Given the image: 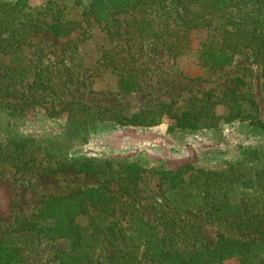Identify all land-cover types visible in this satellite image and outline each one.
Returning <instances> with one entry per match:
<instances>
[{
	"label": "trees",
	"instance_id": "obj_1",
	"mask_svg": "<svg viewBox=\"0 0 264 264\" xmlns=\"http://www.w3.org/2000/svg\"><path fill=\"white\" fill-rule=\"evenodd\" d=\"M74 6L87 23L97 26L101 34L98 62L114 70L117 94L122 97L139 86L136 71L117 59V17L122 15L136 20L138 33L172 58L184 56L193 33L203 31L205 39L197 52L200 66L224 69L236 55L247 54L261 66L264 77V0H75ZM66 7H60L58 0L38 8L29 7L27 0H0V114H5L4 126L13 130L0 141V178L10 170L24 173L33 168L43 175L70 171L104 181L96 188L46 197L31 218L1 232L0 264H21L18 242L28 237L69 242L66 251L52 255L53 264H142L143 252L157 264H224L231 260L264 264V153L259 148L247 150V159L225 169L196 170L189 179L184 178L189 167L155 171L161 184L183 194L185 217H196L192 214L195 207L212 215L218 230L214 247L203 241L195 221L181 223L159 210L144 213L130 192L145 168L70 153L73 145L86 144L106 121L151 128L169 119L174 124L168 132L216 128L220 121L246 122L263 129L264 120L251 94L236 89L217 101L206 91L193 101L194 106L180 112L172 103H159L131 116L124 114L120 104L107 108L66 101L61 109L66 130L61 137L32 139L19 134L17 123L26 112L60 98L65 81L56 80L54 70L42 61L44 49L31 37H67L78 22L66 17ZM83 37L64 45L62 55L81 58L78 51ZM32 53H38L35 61L27 59ZM73 79L68 80L71 85L77 82ZM218 105L226 108L222 118L215 113ZM113 183L116 188L110 187ZM79 219L86 224H79Z\"/></svg>",
	"mask_w": 264,
	"mask_h": 264
},
{
	"label": "rangeland",
	"instance_id": "obj_2",
	"mask_svg": "<svg viewBox=\"0 0 264 264\" xmlns=\"http://www.w3.org/2000/svg\"><path fill=\"white\" fill-rule=\"evenodd\" d=\"M27 1L29 7L38 8L54 0ZM74 1L58 0L60 7H69L66 17L78 22V27L67 37L55 38L50 34L31 37L32 42L41 44L46 53L42 61L54 70L56 80L60 83L65 81V84L61 87L59 99L52 98L45 104V108L26 112L16 127L21 136L51 140L61 137L66 130L65 114L61 110L66 101L107 108L120 104L124 114L131 116L159 103H172L173 109L180 112L194 106L193 101L200 99L203 92H212L215 99L220 101L225 93L236 89L244 95H252L258 105L260 119L264 120L262 68L249 55H236L232 64L224 69L202 67L197 61V52L205 39V33L196 31L187 53L172 58L152 41L143 38L138 33L136 20H131L128 15L117 17L120 31L115 42L118 46L117 59L136 71L139 86L135 92L124 97L118 95L114 70L104 68L98 62L101 34L96 25L84 20L80 8L74 6ZM82 34L85 37L78 51L81 58H76L74 54L71 57L63 56V46L70 41L82 39ZM37 56L38 53H32L27 59L35 61ZM2 71L0 64V83ZM71 77L77 79L78 83L75 81L76 84L71 85L68 82ZM215 113L222 118L226 108L218 105ZM5 118V114H0V141H4L13 132L4 126ZM172 124L173 121L164 119L158 126L151 128L124 127L106 121L86 144L73 145L70 153L103 163H135L145 168L146 172L142 173L136 188L130 192L144 213L152 215L154 210H159L181 223L187 222V219L189 222L195 221L203 241L214 247L218 230L212 215L195 207L192 208V214L196 213V217H185L187 208L182 204L183 194L178 189H170L161 184L160 176L155 171L189 167V174L184 176L189 179L190 174L196 170L225 169L231 163L247 159V150L259 148L264 153V128L257 129L246 122L220 121L216 128L168 132L167 128ZM103 181V177L96 179L70 171L54 175H43L33 168H27L24 173L8 171L0 178V233L11 229L21 219L31 218L44 198L65 195L77 188H96ZM110 187L116 188V184ZM78 223L85 225L86 221L79 219ZM18 244L21 247V264H53L52 255L57 251H66L69 246L67 240L33 237L21 238ZM141 260L142 264H157L150 261L144 252ZM224 264L237 262L231 260Z\"/></svg>",
	"mask_w": 264,
	"mask_h": 264
}]
</instances>
